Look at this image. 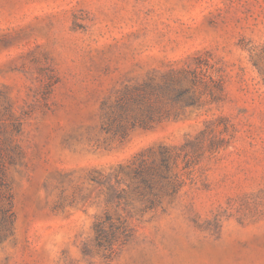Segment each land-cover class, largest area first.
I'll use <instances>...</instances> for the list:
<instances>
[{
	"label": "rangeland",
	"instance_id": "obj_1",
	"mask_svg": "<svg viewBox=\"0 0 264 264\" xmlns=\"http://www.w3.org/2000/svg\"><path fill=\"white\" fill-rule=\"evenodd\" d=\"M0 168V264H264V0H0Z\"/></svg>",
	"mask_w": 264,
	"mask_h": 264
},
{
	"label": "trees",
	"instance_id": "obj_2",
	"mask_svg": "<svg viewBox=\"0 0 264 264\" xmlns=\"http://www.w3.org/2000/svg\"><path fill=\"white\" fill-rule=\"evenodd\" d=\"M131 126L135 125V122L139 121L137 113H133L131 116ZM149 119V118H148ZM147 120H141L139 123L146 125ZM11 194L9 186L5 180L4 171L0 168V214L3 216L4 221L8 223L12 222L13 213L11 211ZM9 229V226L5 228V231ZM114 231L108 232L103 222L95 223V238L98 245H110L113 241Z\"/></svg>",
	"mask_w": 264,
	"mask_h": 264
}]
</instances>
